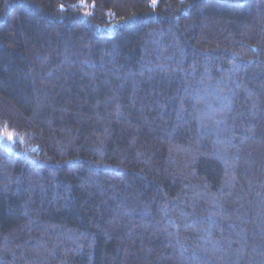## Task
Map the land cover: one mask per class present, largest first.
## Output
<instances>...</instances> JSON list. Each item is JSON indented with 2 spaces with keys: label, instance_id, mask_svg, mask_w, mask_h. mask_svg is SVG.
<instances>
[{
  "label": "trees",
  "instance_id": "trees-1",
  "mask_svg": "<svg viewBox=\"0 0 264 264\" xmlns=\"http://www.w3.org/2000/svg\"><path fill=\"white\" fill-rule=\"evenodd\" d=\"M0 264H264V0H0Z\"/></svg>",
  "mask_w": 264,
  "mask_h": 264
},
{
  "label": "snow or ice",
  "instance_id": "snow-or-ice-1",
  "mask_svg": "<svg viewBox=\"0 0 264 264\" xmlns=\"http://www.w3.org/2000/svg\"><path fill=\"white\" fill-rule=\"evenodd\" d=\"M153 2H155V0H153ZM61 7H63V6H61ZM11 138V137H10Z\"/></svg>",
  "mask_w": 264,
  "mask_h": 264
}]
</instances>
